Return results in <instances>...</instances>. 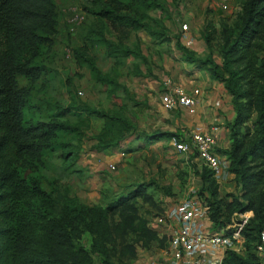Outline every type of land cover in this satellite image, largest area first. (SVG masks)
Instances as JSON below:
<instances>
[{"label":"trees","instance_id":"trees-1","mask_svg":"<svg viewBox=\"0 0 264 264\" xmlns=\"http://www.w3.org/2000/svg\"><path fill=\"white\" fill-rule=\"evenodd\" d=\"M165 1L104 0L93 13L113 34L106 38L102 32H93L87 37L90 45L104 48L117 63L129 57L148 63L139 40L132 46L125 40L135 31L155 43L170 41L162 17L167 13ZM239 6L231 22H220L217 33L215 29L203 32L209 48L204 58L179 39L176 47L185 64L222 83L234 112L227 124L229 144L216 152L229 161L228 171L238 184V194L221 195L219 183L205 166L197 173L202 201L207 202L215 226L226 224L222 219L225 214L252 212L242 231L244 251L226 250L221 264H259L256 245L264 231V0H239ZM152 10L159 16H151ZM57 31L54 0H0V264H119L135 260L138 246H164L165 238L139 211V201L155 205L148 190L150 183H130L105 197L103 203L89 205L60 188L57 174L53 175L51 162L56 152L64 167L78 158L74 140L85 126L81 113L76 114L77 123L61 118L69 108L57 106L56 113L47 118L36 116L32 109L36 85L47 83L50 69L42 60L53 50ZM215 39L218 60L212 52ZM72 56L89 69L95 81L115 82L98 68L87 44L72 49ZM133 69L136 76H147L137 62ZM19 79L26 84H20ZM87 113L99 112L87 109ZM109 119L110 124L97 137L96 149L119 145L131 129L120 114ZM178 134L156 131L147 138L154 142ZM190 157L195 159V154ZM162 211L160 206L156 216ZM84 234L90 237L89 247L80 242Z\"/></svg>","mask_w":264,"mask_h":264},{"label":"rangeland","instance_id":"rangeland-1","mask_svg":"<svg viewBox=\"0 0 264 264\" xmlns=\"http://www.w3.org/2000/svg\"><path fill=\"white\" fill-rule=\"evenodd\" d=\"M103 1L54 0L58 31L54 37L53 50L42 60L50 71L46 75L47 83L38 82L35 87L32 109L36 116L47 118L54 115L57 106H60L61 110L69 108L63 110L62 119L72 123H77L79 117L83 119L85 126L81 135L74 140V152L78 154L74 164L64 167L59 152L53 155L52 171L53 175L58 176L60 188L68 189L71 195L91 205L103 203L105 197H111L130 183H150L148 190L154 197L155 205L139 201V211L152 225L156 213L160 212V206H163L164 212L167 206L178 203V200L203 197L197 177L202 164L176 151L170 138L163 137L154 142H149L147 138L156 131L179 132L175 136L179 140H188L191 135L192 129L185 125L190 114L182 112L180 108L164 109L159 97L165 79L187 90L198 87L202 95V89L196 83L197 69L192 64L185 65L182 51L176 47V39L184 46L185 40L190 39L194 42L195 51L192 52L204 58L209 48L203 39V32L215 29L217 33L221 21L231 22L240 8L239 0H229L227 10L221 9L219 0H166L167 13L162 17L166 26L165 34L172 36L170 41L155 43L145 33L135 31H131L125 40L126 45L132 46L137 38L148 63L132 57L117 63L106 54L104 48L90 45L92 41L87 37L93 32H102L106 38L113 34L108 27H103L104 22L93 13ZM149 14L159 16L156 10ZM77 21H80L79 25H76ZM73 26L74 31L71 32ZM81 44H87L98 68L112 77L114 83L95 81L86 66L79 65L73 56H65L66 49L72 50ZM211 44L213 57L218 60L217 39ZM135 62L147 76L135 75ZM19 82L26 84L23 79H19ZM79 91L82 93L79 94ZM87 109L99 113L88 114ZM78 113H81L79 117L76 116ZM113 114L124 116L131 129L124 133L119 145L96 149L97 137L110 124L109 116ZM224 158L226 174L229 175L225 183H219V188L221 186L226 196L238 194V184L228 171L229 161ZM204 202L207 205L205 199ZM239 213L225 214L222 219L226 224H233ZM209 214L210 209H207L206 222L216 228ZM171 229L169 226L168 229L163 227L157 230L165 238L163 247L157 244L147 249L138 246L135 260L119 264H167V237ZM80 242L89 247V235L84 234Z\"/></svg>","mask_w":264,"mask_h":264},{"label":"built area","instance_id":"built-area-1","mask_svg":"<svg viewBox=\"0 0 264 264\" xmlns=\"http://www.w3.org/2000/svg\"><path fill=\"white\" fill-rule=\"evenodd\" d=\"M218 3L223 10L229 8V0H219ZM79 23L80 21H77L76 25ZM70 31H74V26ZM65 56L71 58L72 50L66 49ZM159 97L164 109L183 108L192 115L197 109L200 90L198 87L187 90L170 79H165ZM216 141L214 130H196L191 132L188 140L172 138V145L176 151L188 157L195 154V160L210 169L219 183L229 174H226L225 158L216 152ZM111 168L114 166L111 165ZM189 200L167 206L161 215L154 217V223L151 225L156 230L172 227L167 237V264H221L226 250L237 253L244 251L242 231L252 215L251 211L240 212L233 224L215 228L206 222L208 206L202 201L201 206L196 207L190 205ZM256 252L260 258L259 264H264V231L260 233Z\"/></svg>","mask_w":264,"mask_h":264},{"label":"crops","instance_id":"crops-1","mask_svg":"<svg viewBox=\"0 0 264 264\" xmlns=\"http://www.w3.org/2000/svg\"><path fill=\"white\" fill-rule=\"evenodd\" d=\"M184 43L188 49L194 50V42H191L190 39L185 40ZM195 75L197 79L196 83L202 89V95L200 94L195 114L187 116L188 121L185 125L192 129L191 132L196 130H214L217 135L216 148H226L229 144L227 124L234 117L230 95L225 91L221 82L211 79L204 70H197ZM180 110L188 114L183 108H180ZM176 126L178 125L176 124ZM227 180L228 178L225 177L219 183L223 184ZM219 193L223 195L221 186L219 188ZM180 201L181 200H178V203ZM189 203L196 207L201 206L202 198L193 196L190 198ZM171 205H177V203Z\"/></svg>","mask_w":264,"mask_h":264}]
</instances>
